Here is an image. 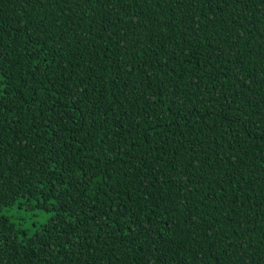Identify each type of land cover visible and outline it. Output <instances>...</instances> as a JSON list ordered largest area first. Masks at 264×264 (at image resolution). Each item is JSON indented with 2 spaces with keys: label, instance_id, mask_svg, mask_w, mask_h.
Here are the masks:
<instances>
[{
  "label": "trees",
  "instance_id": "16d2710c",
  "mask_svg": "<svg viewBox=\"0 0 264 264\" xmlns=\"http://www.w3.org/2000/svg\"><path fill=\"white\" fill-rule=\"evenodd\" d=\"M0 264H264V0H0Z\"/></svg>",
  "mask_w": 264,
  "mask_h": 264
},
{
  "label": "rangeland",
  "instance_id": "374dc122",
  "mask_svg": "<svg viewBox=\"0 0 264 264\" xmlns=\"http://www.w3.org/2000/svg\"><path fill=\"white\" fill-rule=\"evenodd\" d=\"M0 215L7 216L14 225L30 234L35 227L45 223L51 213L28 208L21 201H17L13 205L1 209Z\"/></svg>",
  "mask_w": 264,
  "mask_h": 264
}]
</instances>
